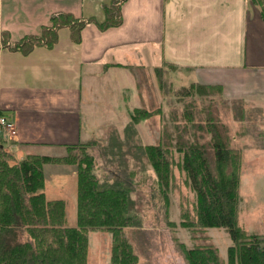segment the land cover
Listing matches in <instances>:
<instances>
[{
    "label": "crops",
    "instance_id": "obj_1",
    "mask_svg": "<svg viewBox=\"0 0 264 264\" xmlns=\"http://www.w3.org/2000/svg\"><path fill=\"white\" fill-rule=\"evenodd\" d=\"M83 1L0 0V117L15 127L9 135L0 124V152L12 162L64 157L68 146L124 134L132 110L145 105L137 70L164 64L181 69L189 85L212 86L224 101L238 102L233 125L226 121L231 130L244 126L249 109L264 117V18L251 0H122L121 22L106 28L97 23L114 0L102 1L101 19L87 15L92 0L86 11ZM56 13L96 22L74 33L58 27L50 47H11L40 35ZM234 133L243 156H264V142ZM56 163L63 162L43 163L45 181L52 172L45 165Z\"/></svg>",
    "mask_w": 264,
    "mask_h": 264
},
{
    "label": "trees",
    "instance_id": "obj_2",
    "mask_svg": "<svg viewBox=\"0 0 264 264\" xmlns=\"http://www.w3.org/2000/svg\"><path fill=\"white\" fill-rule=\"evenodd\" d=\"M121 1L114 0L104 7L105 20L97 23L99 27L106 28L121 22ZM251 1L261 7L264 18V0ZM51 20L52 25L43 28L40 35L25 36L11 47L23 53L30 52L39 44L50 47L56 41L58 27L67 25L74 33L83 25L96 22L94 18L81 20L68 13L53 14ZM160 68L155 67L157 75ZM206 87L216 91L212 86ZM190 88L193 89L194 85L191 84ZM202 88L197 86L198 92ZM210 110L206 109L204 120H197L194 111L188 109L185 117L190 124L181 126L179 130L183 134L178 133L174 124L173 150L181 155L179 160H174L168 157L173 151L162 143L143 145L135 142L136 124L148 119L151 112L134 108L124 129V139L114 133L110 136L109 145L103 147H109L113 155L122 158L120 167L124 168L121 171L123 175L112 181H100L94 174L93 156L85 150L92 141L67 147L68 151L80 148L83 153L80 157L69 154L59 158L27 155L12 162L11 157L8 160L7 154L1 151L0 264H86L87 232L97 229L111 232L110 264L136 263L137 257L123 234V228L138 226L141 222L133 210L132 173L126 171L125 153L120 151L124 146L127 154L138 162L144 156L147 158L156 173L162 197L175 182L174 167L184 173L185 183L195 192V203L193 217L186 209L180 214V226L188 230L224 227L232 241L227 247V264H264V235L247 233L238 222L240 148L233 144L228 126L222 122L219 125ZM191 128L190 138L185 137ZM205 133H209L210 138L201 142ZM207 147L212 151L214 170L208 159ZM48 161L77 164L75 226L67 224L65 201L47 199L43 191L45 177L42 165ZM167 221L170 229L174 230V221ZM175 242L187 264L222 263L217 248L211 244H196L188 248L176 238Z\"/></svg>",
    "mask_w": 264,
    "mask_h": 264
},
{
    "label": "rangeland",
    "instance_id": "obj_3",
    "mask_svg": "<svg viewBox=\"0 0 264 264\" xmlns=\"http://www.w3.org/2000/svg\"><path fill=\"white\" fill-rule=\"evenodd\" d=\"M90 1H83V11L90 8ZM102 1L108 0H92V9L87 15L101 19ZM137 80L144 96L145 105L141 108L150 111L151 115L148 119L141 120L138 126H135V142L143 145L162 143L168 147V150L173 151V154L171 153L172 155L168 157L174 160H179L181 155L173 150L175 148L173 146L175 142L173 126L176 124L178 133L183 134L182 130L179 129L183 124L189 123L186 120L188 117H185L188 109L194 111L193 115L197 120H204L205 111L209 108L219 125L223 123L226 126H228L226 121L233 125V122L230 121V119L233 120L230 115L238 114L241 111L238 102L224 101L215 90L208 89L204 84H193L194 88L189 89L188 83L191 78L185 77V73L181 69L170 64H164L160 68L159 75L155 70L152 72L143 68L137 70ZM197 86L203 87L200 90L202 94H199ZM191 89L192 91L188 95L187 92ZM247 114L249 116L246 118V124L244 122V126L239 127L238 125L233 128L238 131L239 136L249 133V143H263L264 117L258 116L259 113L254 109H249ZM248 122L252 123L248 124ZM228 128L229 134L233 137L235 130H231L232 127L229 126ZM192 131L193 128L188 130L185 137H188ZM118 136L120 139H124V134L119 132ZM209 138L210 134L205 133L201 142H206ZM110 142L109 138L92 141L85 148L86 152L93 156V172L100 181H112L114 178L123 175L121 171L124 168L120 167L121 156L113 155L109 147L108 149L103 148ZM131 148L133 152L134 148ZM207 149L209 152L208 159L212 170H214L212 151L208 147ZM113 151L117 152L116 149ZM120 151L125 153L126 171L132 173L130 181L132 183L131 198L135 203L133 210L138 214L141 221L138 226L123 228V234L127 237L133 253L137 257L134 264H187L183 253L176 245L175 238L188 248L196 244H211L217 248L218 254L222 258L221 264H227V247L232 244V241L224 227L205 229H197L196 227L188 230L179 225L180 214L184 209L189 211L191 217L194 216L195 192L185 183L184 173L174 167L175 182L167 195L162 197L158 190L159 183L156 173L147 158L144 156L142 161L138 162L127 154L128 151L125 146ZM240 151L238 222L247 233L264 235V156L260 154V156H256L251 153L243 156L241 148ZM68 154L80 157L83 153L80 148H77L71 151L67 150L66 155ZM6 157L9 160V154ZM45 169L52 170L51 173L46 172L43 190L47 198L64 199L67 223L75 226L76 177L72 171L76 173L77 164H46ZM167 219L174 221V230L170 229L171 226ZM87 238L86 264H110L111 246L113 244L111 232L104 229L89 230Z\"/></svg>",
    "mask_w": 264,
    "mask_h": 264
},
{
    "label": "built area",
    "instance_id": "obj_4",
    "mask_svg": "<svg viewBox=\"0 0 264 264\" xmlns=\"http://www.w3.org/2000/svg\"><path fill=\"white\" fill-rule=\"evenodd\" d=\"M0 124L4 129L8 130L9 135L15 134V127L11 121L6 120V118L2 116L0 117Z\"/></svg>",
    "mask_w": 264,
    "mask_h": 264
}]
</instances>
